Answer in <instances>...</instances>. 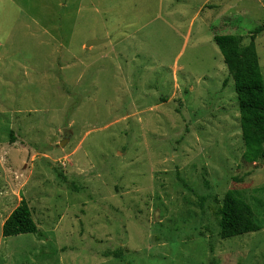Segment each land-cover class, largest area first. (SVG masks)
Masks as SVG:
<instances>
[{"label":"rangeland","instance_id":"rangeland-1","mask_svg":"<svg viewBox=\"0 0 264 264\" xmlns=\"http://www.w3.org/2000/svg\"><path fill=\"white\" fill-rule=\"evenodd\" d=\"M228 1L245 46L264 0ZM198 4L0 0V264H264V143L200 18L185 41ZM227 194L255 231L221 238ZM21 200L40 236L3 238Z\"/></svg>","mask_w":264,"mask_h":264},{"label":"trees","instance_id":"trees-1","mask_svg":"<svg viewBox=\"0 0 264 264\" xmlns=\"http://www.w3.org/2000/svg\"><path fill=\"white\" fill-rule=\"evenodd\" d=\"M264 31V26L250 33V41L242 46L241 39L234 35H214L228 76L233 80L237 98L241 135L246 140L264 143V81L255 50V39ZM220 236L233 238L257 229L251 207L231 194L225 195L220 208ZM24 234L40 233L33 221L32 213L26 201L10 214L2 225V237L9 238ZM116 258L123 260L118 251Z\"/></svg>","mask_w":264,"mask_h":264},{"label":"crops","instance_id":"crops-1","mask_svg":"<svg viewBox=\"0 0 264 264\" xmlns=\"http://www.w3.org/2000/svg\"><path fill=\"white\" fill-rule=\"evenodd\" d=\"M184 3L187 4L185 8L190 9V4H193L197 0H182ZM237 1H245V2H250V0H237ZM212 4H215V8H211V10H207V7L212 6ZM247 5L242 4L241 10H242V15L240 16H246L247 12ZM240 10V8H239ZM240 10V11H241ZM211 15H208L207 12H214ZM237 6L228 0H199V4L197 5L196 9L193 10L194 16L192 20L189 22L188 27H187V32L186 35L187 37L185 38V41L188 40L189 35L192 33V27H193V21L197 18H200V23L198 24L197 30L199 35L201 34H206V37L204 38L203 41L207 42L206 39H208V43L212 42L211 39L213 40V37L215 34H212L214 32L218 31H224L221 32L219 35H233L229 33L230 31L228 30V24L227 21L229 19V15L232 13L236 14ZM110 39L105 40V42H108Z\"/></svg>","mask_w":264,"mask_h":264},{"label":"water","instance_id":"water-1","mask_svg":"<svg viewBox=\"0 0 264 264\" xmlns=\"http://www.w3.org/2000/svg\"><path fill=\"white\" fill-rule=\"evenodd\" d=\"M103 42L105 41H100V40H91V41H88L86 44H85V47H94V46H97V45H100L102 44ZM61 145H63V143H61Z\"/></svg>","mask_w":264,"mask_h":264}]
</instances>
